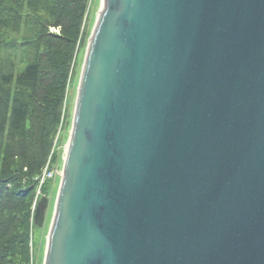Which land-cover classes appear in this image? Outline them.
Listing matches in <instances>:
<instances>
[{
  "label": "water",
  "instance_id": "1",
  "mask_svg": "<svg viewBox=\"0 0 264 264\" xmlns=\"http://www.w3.org/2000/svg\"><path fill=\"white\" fill-rule=\"evenodd\" d=\"M43 264H264V0H101Z\"/></svg>",
  "mask_w": 264,
  "mask_h": 264
},
{
  "label": "trees",
  "instance_id": "2",
  "mask_svg": "<svg viewBox=\"0 0 264 264\" xmlns=\"http://www.w3.org/2000/svg\"><path fill=\"white\" fill-rule=\"evenodd\" d=\"M87 3L0 0V264L27 263L30 207L63 114Z\"/></svg>",
  "mask_w": 264,
  "mask_h": 264
},
{
  "label": "rangeland",
  "instance_id": "3",
  "mask_svg": "<svg viewBox=\"0 0 264 264\" xmlns=\"http://www.w3.org/2000/svg\"><path fill=\"white\" fill-rule=\"evenodd\" d=\"M101 0H88L87 9L85 17L83 19V25L80 31V36L77 42V51L73 58L70 74L68 76V83L66 85L64 100L61 108L63 113L60 119L58 129L53 137L52 147L50 149V155L48 156L43 168L47 163L49 165L58 168L62 165V157L65 145L67 144L69 131L71 126V118L75 103L76 91L78 86V80L83 64V58L85 54V49L87 45L88 38L91 34L93 25L95 23L96 16L100 9ZM49 32L53 35L59 36L61 31L59 28L51 27ZM51 150L54 153H51ZM12 165H19L20 160L13 159ZM0 162V172L4 168ZM26 171L25 169L23 170ZM59 186V178L53 177V179L46 182L43 187H45L42 195L50 198V205L46 215V221L42 229L31 227V207L30 216L28 224V253L26 264H43L44 252L46 247L47 233L52 218L54 202ZM24 193V192H23ZM35 193V192H34ZM35 194H33L34 199ZM32 199V202H33ZM32 205V203H31Z\"/></svg>",
  "mask_w": 264,
  "mask_h": 264
},
{
  "label": "built area",
  "instance_id": "4",
  "mask_svg": "<svg viewBox=\"0 0 264 264\" xmlns=\"http://www.w3.org/2000/svg\"><path fill=\"white\" fill-rule=\"evenodd\" d=\"M54 174H55V171L50 169V168H48V166H46L44 171H43L41 182L44 179H51L54 176Z\"/></svg>",
  "mask_w": 264,
  "mask_h": 264
}]
</instances>
